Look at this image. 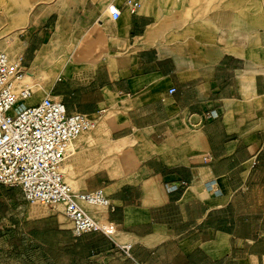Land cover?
I'll return each mask as SVG.
<instances>
[{
    "label": "crops",
    "instance_id": "obj_1",
    "mask_svg": "<svg viewBox=\"0 0 264 264\" xmlns=\"http://www.w3.org/2000/svg\"><path fill=\"white\" fill-rule=\"evenodd\" d=\"M116 1H79L78 18L98 22L108 46L111 24L98 19L107 4L115 6L119 18H107L120 34L111 47L124 51L118 46L125 42L129 51L110 55L86 77L85 63H78L83 69L61 74L52 93L68 112L93 116L113 100L121 114L110 126L112 139L137 146L136 169L123 182L103 171L84 182L83 191L109 190L99 215L108 226L92 233L109 242L94 257L121 255L126 264H264V80L242 51L182 52L168 32L149 40L152 26L177 23L180 0ZM51 19L42 18L32 35L46 33ZM39 48L29 40L26 52Z\"/></svg>",
    "mask_w": 264,
    "mask_h": 264
},
{
    "label": "rangeland",
    "instance_id": "obj_2",
    "mask_svg": "<svg viewBox=\"0 0 264 264\" xmlns=\"http://www.w3.org/2000/svg\"><path fill=\"white\" fill-rule=\"evenodd\" d=\"M79 1L83 0H0V38L24 28V32L18 35L22 50L12 53V48L7 46L4 51L13 57L25 56L29 70L26 74L42 68L49 76L40 91L32 90V100L27 105L53 96L61 74L70 70L71 76L75 69H83L78 63H85L86 77L88 69L99 68L110 55H116V59L120 58L117 55L121 52L129 51L126 44L124 51L113 49L111 45L117 42L112 39H109L111 45L107 46L106 37L97 24L81 23L78 18ZM185 1L186 6L182 8ZM122 2L117 0L116 5ZM177 4L182 8H177L174 15L177 23L152 26L148 30L151 33L149 40L168 32L170 42L182 52L194 54L199 49L210 48L213 56L223 49L227 52L242 51L244 58L253 62L259 78L264 80V0H180ZM107 5L113 8L112 11L102 10L99 20L111 24L110 33L114 34L111 38H116L120 30L116 22L107 18L116 7ZM51 15L49 30L41 37L37 33L32 35L37 23ZM29 40H34L40 47L34 54L26 52ZM2 46L4 43H0L3 50ZM75 47L90 50L97 56L74 57ZM108 105L105 112L103 109L95 117V128L77 142L79 155L75 161H70L74 180L71 182L65 175L66 182L77 193L85 192L86 177L95 172L103 171L110 179L121 178L123 182L122 178L136 169L137 158L133 154L137 150L136 144H119L121 150L109 142L112 138L110 126L117 121L121 111L113 100ZM142 144L147 146V140L142 138ZM120 165L123 169L119 168ZM101 190L103 196L109 192L103 187ZM78 203L89 216L106 225V220L99 216L105 206ZM58 205L29 203L19 188L0 186V264H126L121 261V255L94 257L96 251L106 247L109 239L92 234L76 237L71 223L64 218V206L60 204L62 209L56 211Z\"/></svg>",
    "mask_w": 264,
    "mask_h": 264
},
{
    "label": "built area",
    "instance_id": "obj_3",
    "mask_svg": "<svg viewBox=\"0 0 264 264\" xmlns=\"http://www.w3.org/2000/svg\"><path fill=\"white\" fill-rule=\"evenodd\" d=\"M119 16L116 8L111 19ZM28 71L24 55L13 57L0 49V186L19 188L29 203L63 204L76 237L105 233L108 225L89 216L77 201L104 202L102 190L77 193L63 174L65 162L73 154L72 141L95 124L96 116L68 112L63 99L54 95L23 104L32 96L22 82ZM181 186L167 189L173 192Z\"/></svg>",
    "mask_w": 264,
    "mask_h": 264
},
{
    "label": "bare ground",
    "instance_id": "obj_4",
    "mask_svg": "<svg viewBox=\"0 0 264 264\" xmlns=\"http://www.w3.org/2000/svg\"><path fill=\"white\" fill-rule=\"evenodd\" d=\"M106 9H107V11H112V7H110V6H106ZM111 17V16H110ZM98 21H99V19H98ZM96 24H98V22L96 23ZM24 28H19V30H18V32H13V33H11V34H8V35H5V36H3V37H1L0 38V43H4V47H3V50L8 46V47H10V48H12V53H14V52H17V51H21L22 49H20L19 48V43H21V40L19 39V37H18V35L19 34H21V33H23L24 31ZM150 36H151V33H150V31H148L147 32V38H149L150 39ZM108 37V36H107ZM112 38H110V40H111ZM114 41H116L117 42V44H118V38H114L113 39ZM124 43V45L123 44H119L120 46H122V48H124L125 47V42H123ZM116 44V45H117ZM119 47V46H118ZM73 54H74V57H79V55H81L82 54V51H81V49H77L76 47L75 48H73ZM21 55H23V54H21ZM67 61H70V58H68L67 59ZM61 76V75H60ZM59 76V77H60ZM48 79H49V76H48V74H47V70L46 69H42V68H37V71L36 72H32V73H28V74H26V75H24L23 76V78H22V82H23V84H25V85H27V86H29V88L31 89V91L33 90V92L34 91H40L41 89H42V87H43V85H45L46 83H47V81H48ZM33 92H32V94H33ZM54 97H57L58 99H60V97L59 96H54ZM31 100H32V98L30 97V98H28L27 100H25V102H23V104H28V102H31ZM34 104V103H33ZM97 124V123H96ZM95 124L92 126V127H90L89 129H87L86 131H83V132H81L73 141H72V143H71V149L73 150V154H72V156H70L69 158H68V160L65 162V165H64V167H63V174H64V176L66 175L68 178H69V180L72 182L73 180H74V177H73V173L71 172V167L70 166H72L71 164H72V162H71V164H70V161H75L77 158H76V156H78L79 155V149H78V144H76L77 143V141L81 138V137H83V136H86L87 134H89L94 128H95ZM125 140L126 139H124V138H122V139H117V140H113L112 138H110L109 139V142L111 143V144H113L116 148H120V146H119V144H124V143H126L125 142ZM116 144V145H115ZM153 144V143H152ZM153 146H154V144H153ZM87 148V147H86ZM108 148H110V147H108ZM148 148V145L146 146V149ZM151 148V147H150ZM121 149V148H120ZM112 150V149H111ZM122 150V149H121ZM92 151V150H91ZM152 151V150H151ZM119 168H121V169H123V167L120 165L119 166ZM103 169H105V168H103ZM106 171L108 170V171H110L109 170V168H106L105 169ZM69 185V184H68ZM70 186V185H69ZM71 187V186H70ZM72 188V187H71ZM77 201H80V202H83V203H87V204H90V203H88L87 201H85V200H83V199H81V198H78L77 199ZM35 204H40V205H44V206H48V205H45V204H42V203H38V202H34ZM59 205H58V207H57V209H56V211H60L61 209H62V207L60 206V204L61 203H58ZM63 205V204H62ZM91 205H102V206H107V201H104V202H99V203H95V204H91ZM64 206V205H63ZM64 218H65V216H64ZM66 219V218H65ZM106 224H108V222L106 221ZM106 230V229H105ZM107 232V234L110 236L111 234H113V231H106Z\"/></svg>",
    "mask_w": 264,
    "mask_h": 264
}]
</instances>
